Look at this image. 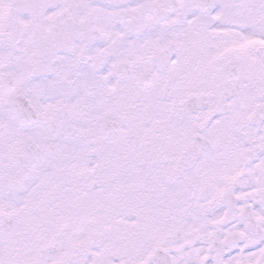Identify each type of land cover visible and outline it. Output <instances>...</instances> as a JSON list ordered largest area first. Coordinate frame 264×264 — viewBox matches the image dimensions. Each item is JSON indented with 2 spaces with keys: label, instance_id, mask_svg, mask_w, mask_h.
Masks as SVG:
<instances>
[{
  "label": "snow or ice",
  "instance_id": "snow-or-ice-1",
  "mask_svg": "<svg viewBox=\"0 0 264 264\" xmlns=\"http://www.w3.org/2000/svg\"><path fill=\"white\" fill-rule=\"evenodd\" d=\"M0 264H264V0H0Z\"/></svg>",
  "mask_w": 264,
  "mask_h": 264
}]
</instances>
